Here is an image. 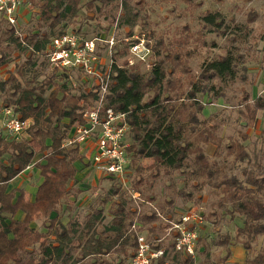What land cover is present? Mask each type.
Returning a JSON list of instances; mask_svg holds the SVG:
<instances>
[{"label":"trees","instance_id":"16d2710c","mask_svg":"<svg viewBox=\"0 0 264 264\" xmlns=\"http://www.w3.org/2000/svg\"><path fill=\"white\" fill-rule=\"evenodd\" d=\"M28 1L31 7L38 8V20L23 37L14 26L0 18V68L25 56L14 65L7 78L0 79V108L11 107L22 121L32 119V124L25 129L28 139H9L0 133V264H125L136 248L130 231L135 217L151 237H160V215L176 219L180 214L174 217L169 210L157 208L152 203L153 196L144 195L140 188L133 186L144 200L137 215L128 191L114 180L109 194L100 199V207L93 208L83 224L77 221L62 223L58 206L71 194L68 183L75 182V163L83 160L77 147H62V143L74 125L85 123L83 114L94 107L97 93L93 87L87 93L80 90L73 93V87L68 86L71 77L68 69L51 65L52 68L42 75L50 39L67 31V23L77 16L82 6L101 12L114 0ZM140 1L135 4H141ZM122 11L117 26L128 28L127 37L133 34L137 21L143 19H139V10L128 0H122ZM215 15L207 14L203 20L217 26ZM3 21L10 27L3 25ZM142 23L144 21L139 22ZM148 37H153L152 31ZM186 42L187 38L165 40L159 36L151 46L155 60L150 70L141 72L139 65L144 64L126 65L123 56H126L129 44L124 39L117 40L111 48L112 81L106 106L127 113L131 132L127 153L131 155L130 167H135L138 174L142 171L139 160L150 158L149 169H158L162 165L184 175V186L190 183L191 188L180 190L178 195L185 201L200 202L201 191L209 186L218 195L215 205L219 209L230 217H242V225L234 236L215 235L210 240L211 245L224 250V255L215 256L211 262L209 253L203 248L206 252L200 263L225 264L230 246L239 243L245 251L242 264H264V247L251 253L256 238L264 234V171L248 173L240 180L224 163L210 159L202 146L214 145L216 156L223 149L225 155L232 156L233 162L244 163L250 159L241 142L231 138L224 142L216 134L219 123L209 124L210 118H199L204 106L197 94L208 98V93L213 91L212 85L207 84L210 80L234 74L231 56L207 62L195 76L190 71L189 54L182 51L181 45ZM40 57L43 60L38 63ZM81 79L88 83L82 75ZM219 96L222 94L215 93L216 98ZM240 105L243 110H239V116L246 126H251L257 111L264 109V98L251 99L250 94L244 92ZM0 130L4 133L1 127ZM37 155H41L43 162H33ZM30 165L38 168L42 178L33 200L25 199L23 190H7L9 182ZM113 195L119 200L110 211V222L104 224L101 205ZM167 203L171 206L173 200ZM145 204H150L149 210L142 209ZM19 212L24 215L22 219L17 218ZM37 213L44 217V232L29 226V220ZM199 238L195 258L177 251L172 238L163 239L157 243L163 249L158 263L196 264ZM109 255H116V258H106ZM87 258L90 261L84 263Z\"/></svg>","mask_w":264,"mask_h":264},{"label":"rangeland","instance_id":"374dc122","mask_svg":"<svg viewBox=\"0 0 264 264\" xmlns=\"http://www.w3.org/2000/svg\"><path fill=\"white\" fill-rule=\"evenodd\" d=\"M128 1L135 9L139 10V19H143L137 21L138 24L133 27V34L144 33L150 40L151 46L159 36L165 40L180 38L182 41L187 38V42L181 46H183L182 51L189 54L187 58L192 75L198 76L203 66L209 61L218 60L227 55L231 56L234 74L218 76L208 83L206 82L208 86L212 85L213 87V91L208 93V98L201 93L197 94V99L204 106L202 112L199 113V118H210L209 124L219 123L216 134L222 137L224 142H227L229 138L241 142L248 151L250 159L244 163L233 162L232 156L225 155L223 149H220L219 155L216 156L213 153L214 145L202 146L210 159L214 158L219 163H224L227 170L240 180H243L248 173H262L264 171V109L257 111L256 120L251 126L244 124L245 121L238 112L243 110L240 102L244 92H248L251 99L258 96L264 98V0H142L141 4H135L139 0ZM97 4L100 5V3ZM95 9L93 11L92 8L87 9L82 6L77 16L67 23V31L75 30L86 37L99 39L109 36L113 27H116L118 40L123 39L129 30L127 27L119 28L117 26L118 19L120 20L123 12L122 0H114L103 7L101 12L95 11ZM37 10L38 8L29 6L20 8L16 27L20 37L35 27L38 20ZM210 13L217 14L215 15L217 26L203 20V17ZM141 21L144 23L139 24ZM2 24L10 27L5 21ZM150 31L153 32L152 38L148 37ZM97 43L102 48L103 43L98 40ZM24 57L21 56L9 64L3 65L0 68V79L7 78L8 73L14 69V65L24 60ZM125 57L123 56L124 59ZM42 60L40 57L38 63ZM153 60H155L154 57L151 62ZM43 63L45 71L42 75L52 68L46 60ZM140 66L141 72H147L151 68L146 65ZM67 71L71 75L68 86L73 87V93H78L79 90L89 92L90 82L85 83L78 71L74 69ZM38 78L40 79L41 76ZM215 93H220L222 96L216 98ZM1 102L0 98V106H2ZM1 110L2 108H0V119ZM62 121L66 122V120ZM30 122L32 124L31 118ZM0 133L9 139L24 140L29 138L28 132L25 130L18 136L17 134L8 135L1 130ZM126 137V142L130 144L131 132L129 130ZM86 153V151L80 153L83 160L75 163L77 166L75 182L68 183L71 194L58 206L63 224L73 221L83 224L92 209L100 207V199L106 197L109 190L115 185L113 179L105 178L95 172L90 163H87L91 161L92 156L90 155L88 158ZM129 156L131 158L130 154ZM37 161L43 162L41 155H37L33 159V162ZM139 163L142 167L141 173L138 174L135 167H130L127 175L128 182L131 184V188L137 186L144 195L153 196L154 206L169 210L168 213L174 217L192 208H197L203 213L204 222L198 230L200 238L195 259L196 264H204L200 261L204 259L206 251L209 253L211 262L214 261L215 256L224 255V250L211 245L210 240L215 235L230 234L234 236L236 229L242 225V217L239 215L230 217L224 210L219 209L215 205L218 195L209 186H205L201 191L200 202L185 201L178 195V192L190 189L191 186L190 183L187 187L184 186V175L179 170L162 165L158 169H149L148 166L152 163L150 158H141ZM14 179L9 183L7 190L10 188L23 190L27 200L35 193L36 187L42 181L39 170L34 165L27 167ZM149 184L152 185L150 189ZM78 190L80 191L78 192ZM117 200H119L117 195H113L105 204L101 205L104 208V224L110 222L112 218L110 211L114 208ZM168 200H173L171 206L167 203ZM142 209L149 210L150 204L143 205ZM43 220L42 215L35 214L29 221L30 228L46 231ZM262 247H264V234L256 238L251 253ZM203 248L206 251H203ZM115 256L109 255L106 258L115 259ZM244 258V248L241 244L235 243L230 246L229 257L225 264H242ZM89 261L90 259L87 258L84 263Z\"/></svg>","mask_w":264,"mask_h":264},{"label":"built area","instance_id":"2783aa9c","mask_svg":"<svg viewBox=\"0 0 264 264\" xmlns=\"http://www.w3.org/2000/svg\"><path fill=\"white\" fill-rule=\"evenodd\" d=\"M29 6L28 0H0V17L9 25L17 27L20 8ZM128 44L125 57L126 65L137 63L151 66V42L144 33L132 34L123 38ZM97 40L102 42V48ZM116 28L109 36L99 39L87 38L81 34L66 31L50 39L45 57L54 67L74 69L81 73L82 78L91 83V88L97 93V99L92 109L83 114L84 124L74 125L62 143V147H83L89 149L87 157L92 156L90 165L103 177L111 178L121 183L126 189L140 212V203L144 202L138 191L129 187L127 175L130 168V158L127 153L129 144L127 131L129 123L127 113L115 111L106 106V97L112 81L111 48L117 42ZM0 126L8 135L20 134L27 126V120L22 121L11 107L1 110ZM84 146L85 149H87ZM161 235L151 237L147 229L135 217L130 226L136 248L125 264H159L158 259L163 249L157 243L170 237L177 251L186 257L195 258L198 230L204 222L203 214L192 208L180 214L179 218L161 216Z\"/></svg>","mask_w":264,"mask_h":264},{"label":"crops","instance_id":"0c3cea01","mask_svg":"<svg viewBox=\"0 0 264 264\" xmlns=\"http://www.w3.org/2000/svg\"><path fill=\"white\" fill-rule=\"evenodd\" d=\"M30 124H31L30 119H27V126L30 125ZM84 146H85V145H84ZM84 146H83V147H78V148H79V152L82 153L83 151H86V152H87V153H86V157H87V154H88L89 149H88L86 146H85V147H86L87 149H85ZM87 163H88V162H87ZM84 164H85V163H84ZM95 172L97 173L96 170H95ZM19 174H20V173H19ZM19 174H18V175H19ZM18 175H17V176H18ZM17 176H16V177H17ZM16 177H15V178H16ZM13 180H15V179H12V181H13ZM10 182H11V181H10ZM10 182H9V183H10ZM10 189H11V188H10ZM10 189H9V190H10ZM33 198H34V194H32L28 200H33ZM23 216H24V215H23V213H21V212H19V213L17 214V218H18V219H22ZM30 220H31V219H30ZM30 220H29V221H30Z\"/></svg>","mask_w":264,"mask_h":264}]
</instances>
